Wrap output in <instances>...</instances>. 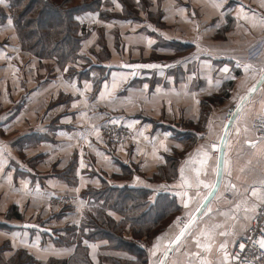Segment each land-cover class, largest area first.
I'll return each instance as SVG.
<instances>
[{"label":"crops","instance_id":"0c3cea01","mask_svg":"<svg viewBox=\"0 0 264 264\" xmlns=\"http://www.w3.org/2000/svg\"><path fill=\"white\" fill-rule=\"evenodd\" d=\"M147 1L146 11L134 8L133 19L105 23L87 14L91 34L73 66L75 74L69 75L22 51L7 0H0V246L9 247L4 259L18 249L41 262L68 258L72 246L55 245L56 235L65 236L66 224L79 225L89 209L86 192L114 187L159 191L178 206L169 226L151 242L133 240L144 251V264H160L167 251L172 254L164 264H228L233 248L247 238L264 201L259 151L264 137L251 127L253 118L264 115V86L256 83L259 73H245L243 65L264 67V27L258 23L264 0ZM115 5L114 13L120 11ZM152 9L159 13L154 21L148 16ZM85 66L94 67L90 78L83 77ZM100 77L105 78L95 89ZM240 102L244 109L217 157L212 145L222 117ZM110 120L130 129L126 146L110 148L102 139L98 128ZM201 148L210 158L200 172L203 184L196 187ZM170 159L176 160V170L166 181L161 172ZM181 168L192 187L183 183ZM14 213L19 218H10ZM108 213L122 219L114 210ZM193 217L179 243H171ZM123 237L132 240L128 231ZM87 247L93 264L135 259L95 242Z\"/></svg>","mask_w":264,"mask_h":264},{"label":"trees","instance_id":"16d2710c","mask_svg":"<svg viewBox=\"0 0 264 264\" xmlns=\"http://www.w3.org/2000/svg\"><path fill=\"white\" fill-rule=\"evenodd\" d=\"M135 1L133 9L143 4L141 0ZM7 4L22 51L40 62L52 61L59 71L66 70L69 75L75 74L73 66L82 59V44L91 34V27L86 25L87 14L97 15L99 21L105 23L113 19L119 21L137 17L128 5V0H7ZM112 5L120 8V11L112 12ZM100 29L102 28L99 27L96 31L102 36ZM93 68L85 66L87 70H83V74H86L83 77L90 78ZM101 72L104 75L105 72ZM103 78L94 83L95 89ZM109 122L123 124L110 120L100 126ZM107 146L110 147L108 144ZM167 163V170L161 172L166 181L175 175L176 160L170 159ZM67 167V172L71 174L73 164L69 163ZM155 192L147 188L126 191L125 188L117 187L101 193L86 192L89 209L83 212L79 225L66 224L62 229L65 236L55 237L57 245L72 246L71 256L41 262L26 250L18 249L12 256L4 259V264H93L87 247L90 242H95L104 249L122 250L135 256L131 261L120 258L100 259L98 264L109 261L113 264H144V251L133 240L143 238L145 244H148L169 226L178 212V206L169 195ZM110 209L122 216L119 222L109 216ZM13 217L19 218L16 213L10 218ZM126 231L130 233L132 240L124 239ZM4 251L5 249L2 256Z\"/></svg>","mask_w":264,"mask_h":264},{"label":"built area","instance_id":"2783aa9c","mask_svg":"<svg viewBox=\"0 0 264 264\" xmlns=\"http://www.w3.org/2000/svg\"><path fill=\"white\" fill-rule=\"evenodd\" d=\"M237 105H241L238 109ZM244 109V102L231 105L225 111L223 116V126L219 139L216 143L215 154L220 157L227 143L233 135L234 128L238 122V118ZM251 127L257 137H264V115L255 117L251 121ZM98 131L110 147H124L131 139L130 129L117 122H109L98 128ZM202 137L207 135L206 132L200 134ZM221 137H224L222 140ZM227 198H230L229 193H225ZM53 205L59 204V200L51 199ZM264 238V201L257 209L255 216L249 228V234L246 239L240 241L232 250V259L228 264H264V248L260 247L259 241ZM243 245V247H241ZM169 257L172 252H168Z\"/></svg>","mask_w":264,"mask_h":264},{"label":"snow or ice","instance_id":"6c2138e0","mask_svg":"<svg viewBox=\"0 0 264 264\" xmlns=\"http://www.w3.org/2000/svg\"><path fill=\"white\" fill-rule=\"evenodd\" d=\"M219 6V5H217ZM243 11V10H241ZM245 19H249L247 16H244ZM251 22L253 24V26L255 27L257 25V21L255 19V17H252L251 18ZM9 23H11V21H9ZM259 23V26L261 27H264V17H261L258 21ZM198 46V45H197ZM237 63L239 64V61H237ZM149 67H153L152 65H149ZM244 67V71L245 73H249V72H252V73H259L260 75V79L256 81L257 84H260L261 86H264V67H261L259 69H256L252 64L248 63V64H244L243 65ZM226 70V69H225ZM256 90V86L253 85L250 89H249V92H254ZM242 101L247 99V97H241L240 98ZM237 108L240 109L241 108V105H237ZM245 131H247V129H245ZM97 135H98V131H97ZM221 139L223 140L224 137H221ZM251 147L255 148L256 145L255 143H252V142H249ZM213 148L216 147V145H212ZM261 152L262 155H264V149H260L259 150ZM197 156L200 157V164H201V168L200 169H196V177H197V183H196V187H199L200 184H203V181H200L199 180V176H200V172L202 170H204V166L207 164V160L210 158L209 156V153L204 149V148H201L198 153H197ZM219 167V163L217 164V168ZM224 167H225V171L227 172L228 175H231V171H230V165H229V162L227 159H225L224 161ZM181 178H182V181L185 185H187L188 187H192V184L188 182L187 179H185L184 177V169L181 168ZM204 187L205 188H209V187H215V185H208V184H204ZM230 187L235 189V185L234 184H230ZM256 194V191L255 189H253V195ZM183 195H187V193H183ZM197 195H199V193H197ZM209 195H211V193H209ZM204 199H207V197H204ZM184 206L185 208L188 207V203L187 202H184ZM210 210V209H209ZM197 211H199V208L197 209ZM179 220V218H177ZM195 220V218L193 217L191 220H189V222L187 224L184 225V227L181 229V232L178 236H176L175 240L171 241V243L173 244H178L179 241L181 240V238L184 236L185 234V229H187L189 227V225L191 223H193ZM159 239V238H158ZM87 243V242H86ZM259 244H260V247L261 248H264V238H262L260 241H259ZM197 246L200 247L201 245L199 244V242H197ZM155 245H154V249H155ZM205 247H208V246H205ZM221 247L223 248L224 245H221ZM241 247H243V245H241ZM153 255H155V251H153ZM225 259H227V253H225ZM203 264V262H202Z\"/></svg>","mask_w":264,"mask_h":264},{"label":"rangeland","instance_id":"374dc122","mask_svg":"<svg viewBox=\"0 0 264 264\" xmlns=\"http://www.w3.org/2000/svg\"><path fill=\"white\" fill-rule=\"evenodd\" d=\"M141 2H143V4L142 5L140 4L139 8L140 9H144L146 11L147 7L149 6V5H147L148 1L147 0H141ZM128 5L131 6V9H132L133 12L137 13L138 10L137 9H133V7H132L133 5H136V1L135 0H128ZM108 6L110 7V3H108ZM158 15H159V13H157L154 9H152V10H150V12H148L149 18L151 20H153V21L156 20ZM222 126H223V117H222ZM55 245H57V244H55ZM57 246H59V245H57ZM4 249H7L9 251V247H8L7 244L2 245V247L0 248V262H1V264H4V256L1 255V253H3Z\"/></svg>","mask_w":264,"mask_h":264},{"label":"water","instance_id":"95a60500","mask_svg":"<svg viewBox=\"0 0 264 264\" xmlns=\"http://www.w3.org/2000/svg\"><path fill=\"white\" fill-rule=\"evenodd\" d=\"M214 150H216V147L214 148ZM166 246H169V243H167ZM168 252H169V251H167V252L163 255V258H162L160 264H164V263H165V260L169 257Z\"/></svg>","mask_w":264,"mask_h":264}]
</instances>
